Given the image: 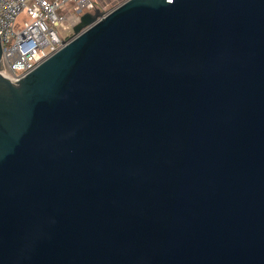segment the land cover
Returning <instances> with one entry per match:
<instances>
[{
  "label": "water",
  "instance_id": "1",
  "mask_svg": "<svg viewBox=\"0 0 264 264\" xmlns=\"http://www.w3.org/2000/svg\"><path fill=\"white\" fill-rule=\"evenodd\" d=\"M72 31L0 74V264H264V0Z\"/></svg>",
  "mask_w": 264,
  "mask_h": 264
},
{
  "label": "built area",
  "instance_id": "2",
  "mask_svg": "<svg viewBox=\"0 0 264 264\" xmlns=\"http://www.w3.org/2000/svg\"><path fill=\"white\" fill-rule=\"evenodd\" d=\"M73 6L78 17L96 9L93 0H0V74L17 80L68 43Z\"/></svg>",
  "mask_w": 264,
  "mask_h": 264
},
{
  "label": "rangeland",
  "instance_id": "3",
  "mask_svg": "<svg viewBox=\"0 0 264 264\" xmlns=\"http://www.w3.org/2000/svg\"><path fill=\"white\" fill-rule=\"evenodd\" d=\"M123 0H93V2L96 4V9H98L101 12H108L112 8L118 6L120 3H122ZM77 8L75 6L70 7L69 11V20L70 24L68 26V29L72 31V24L75 23L78 19V16L75 15V11ZM77 16V17H76ZM59 33H63L62 30H58Z\"/></svg>",
  "mask_w": 264,
  "mask_h": 264
}]
</instances>
